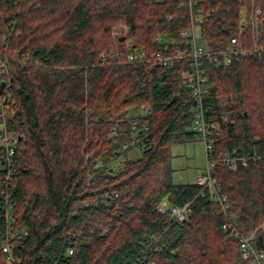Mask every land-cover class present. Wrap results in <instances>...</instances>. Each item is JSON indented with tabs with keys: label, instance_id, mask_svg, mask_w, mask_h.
Segmentation results:
<instances>
[{
	"label": "trees",
	"instance_id": "trees-1",
	"mask_svg": "<svg viewBox=\"0 0 264 264\" xmlns=\"http://www.w3.org/2000/svg\"><path fill=\"white\" fill-rule=\"evenodd\" d=\"M257 6L264 31V0H0V120L17 136L10 166L0 145V264H249L211 191L174 180L173 145L197 138L191 57L153 55L190 52L196 14L203 48H250L240 18ZM137 48L145 59L129 62ZM201 60L215 154L260 155L215 175L264 250V56ZM164 201L190 203L186 219Z\"/></svg>",
	"mask_w": 264,
	"mask_h": 264
},
{
	"label": "built area",
	"instance_id": "built-area-1",
	"mask_svg": "<svg viewBox=\"0 0 264 264\" xmlns=\"http://www.w3.org/2000/svg\"><path fill=\"white\" fill-rule=\"evenodd\" d=\"M262 14V8L257 6L254 8L250 16L243 15L240 18V28L244 31L245 27L249 24L253 27V37L252 46L246 48L242 45H231L220 50H208L203 48L198 43L199 28L196 22L199 20V16L193 18V25L189 29L183 30V36H190V52L186 50H177L173 54H162L157 52L153 55L154 62L161 66H169L173 63L175 59L184 58L186 56L191 57L190 61V78L188 81V87L190 88V93L195 100V114H194V129L197 135L204 143L205 149V165L204 168L197 173L195 183L200 184L208 188L212 195L220 202L221 209L220 213L227 216V223L224 224V228L231 232V234L237 235L240 245L241 257L247 260L249 264H264V250L258 249L253 244L254 234L243 235L240 234L237 228L232 223V218L227 215L228 199L227 196L223 194L221 186L218 184V178L215 175L216 167L219 163H224L229 169L234 171L238 170L240 167L248 166L251 161H258L260 155L252 151L249 155L240 154L236 149L224 155L215 154V143L212 139L214 130L218 128V123L213 121L211 117L207 116V100L209 99V84L208 77L205 73L202 56H207L213 58L224 64H230L236 59L243 57H248L249 55L264 56V31L260 27V18ZM233 43H239L237 36L232 37ZM147 53L144 49L131 50L127 55V60L129 62L143 61ZM114 56V53L110 57ZM108 58L107 55L103 56V60ZM4 100V98H2ZM3 116L2 108L0 109V117ZM135 122L133 127H136ZM0 136L2 139V145L6 150V157L3 160L4 164L9 165L11 163V158L16 152L17 148V136L15 134H10L7 131L6 123L0 120ZM127 145L125 144L124 147ZM123 168V166H122ZM9 178H11V172H9ZM160 211L165 213L170 211L172 215L178 221H183L189 214L190 203L184 206H176L164 202L160 206ZM4 250L9 252V256L12 257L13 253L9 245L4 246ZM71 253L73 250H70Z\"/></svg>",
	"mask_w": 264,
	"mask_h": 264
},
{
	"label": "rangeland",
	"instance_id": "rangeland-1",
	"mask_svg": "<svg viewBox=\"0 0 264 264\" xmlns=\"http://www.w3.org/2000/svg\"><path fill=\"white\" fill-rule=\"evenodd\" d=\"M113 34L115 36L126 35L127 28L116 27L113 30ZM130 43H132V40ZM0 145H2V139H0ZM172 154V165L175 169L174 180L179 183L194 182L197 173L201 171L205 165V149L203 141L197 135V138L193 141L173 145Z\"/></svg>",
	"mask_w": 264,
	"mask_h": 264
},
{
	"label": "water",
	"instance_id": "water-1",
	"mask_svg": "<svg viewBox=\"0 0 264 264\" xmlns=\"http://www.w3.org/2000/svg\"><path fill=\"white\" fill-rule=\"evenodd\" d=\"M124 38H125V36H122L121 37V39H124ZM4 84H5V82H1V84H0V93H1V91L3 89V87H4ZM178 98H179V96L178 95H175L173 97V99L171 100L170 104L173 103L174 101H176Z\"/></svg>",
	"mask_w": 264,
	"mask_h": 264
}]
</instances>
